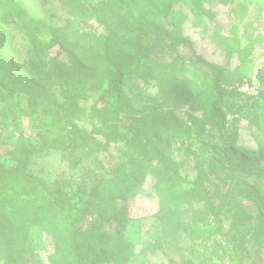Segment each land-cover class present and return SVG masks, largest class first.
Here are the masks:
<instances>
[{
	"label": "rangeland",
	"instance_id": "obj_1",
	"mask_svg": "<svg viewBox=\"0 0 264 264\" xmlns=\"http://www.w3.org/2000/svg\"><path fill=\"white\" fill-rule=\"evenodd\" d=\"M33 1L38 22L0 16L21 66L0 70V196H73L87 183L96 202L74 201L80 229L101 227L94 264H264V0H171L159 18L132 7L143 0ZM121 61L130 65L112 89ZM155 62L184 69L142 84ZM73 76L86 98L63 93ZM240 78L258 98L234 93ZM217 103L224 126L187 133L191 114L202 119ZM159 122L169 123L150 152L160 159L114 192L115 168L140 160L110 132ZM16 228L1 208L0 264H54L55 252L71 261L57 220Z\"/></svg>",
	"mask_w": 264,
	"mask_h": 264
},
{
	"label": "trees",
	"instance_id": "obj_2",
	"mask_svg": "<svg viewBox=\"0 0 264 264\" xmlns=\"http://www.w3.org/2000/svg\"><path fill=\"white\" fill-rule=\"evenodd\" d=\"M247 1V0H246ZM138 11L141 16L145 15L150 18H159L167 14L171 7V0H143L139 3L138 7L132 6ZM9 15L16 18L20 23L27 25L39 21L38 9L33 0H0V16ZM144 57L139 56L137 61H141ZM130 63L127 61L113 62L112 74L110 75V88L114 89L118 86V83L125 72L128 70ZM209 67L215 71L217 77H221V72L218 71L213 65L208 64ZM183 65L177 63L158 64L149 67V74L143 78V83L148 81L164 82L167 83L170 79L176 77L183 72ZM0 70L8 72L10 74H17L21 70V66L17 64L9 52V46L6 41V32L2 24L0 23ZM74 77V76H73ZM69 82L64 84L63 93L65 95H73L75 99L86 98L84 86L79 78H73ZM245 78H240L235 84L234 93L238 95H245L240 92L237 87V83L243 81ZM186 81H184L185 83ZM262 93V92H261ZM259 93V95L261 94ZM259 96L253 97L258 98ZM229 115V114H228ZM226 111H224L220 104H212L206 112L203 113V118L191 114V122L195 124L194 128H188L187 133L197 132L198 135L205 131L220 130L224 125ZM169 123L159 122L152 127H135L128 132H110L112 136L124 138L130 141L134 152L137 155L139 162H133L131 168H127L126 164H120L115 168V176L109 183V186L114 187V192L120 191L123 187H127L133 181L142 179L147 172L148 164L152 163L156 159H160L159 156L150 155V152L157 147L159 140V133L166 131ZM176 125V124H174ZM182 128L183 124L177 125ZM156 158V159H155ZM144 168L140 172V167ZM172 182L173 180H168ZM174 182V181H173ZM104 188V187H103ZM102 188V189H103ZM89 186L87 183L80 184L79 188L73 196H66L62 191H52L46 188L47 194L41 196H35L32 199L21 200L19 197L13 196L9 191L6 195L0 196V209L8 210L12 214L14 213L16 221V229L21 227H27L31 223H47L49 219L57 220L60 225V233L67 245V252L69 264H94L91 260V254L93 248L97 246V242L100 238V225L91 229H80L77 224V218L82 215L84 208L78 204V198L84 200L89 199V204L93 205L96 201L95 197L89 193ZM105 191L103 194H106ZM92 197V198H91ZM35 208V214L30 216L31 210ZM115 217V216H114ZM214 237L213 234H209V237ZM226 243L227 238L223 237ZM228 245L219 244L218 250L223 257L227 251ZM61 254L55 252L52 255L54 264H64V261L60 260ZM11 264H21L20 258L15 257ZM185 264H190L185 262Z\"/></svg>",
	"mask_w": 264,
	"mask_h": 264
},
{
	"label": "built area",
	"instance_id": "obj_3",
	"mask_svg": "<svg viewBox=\"0 0 264 264\" xmlns=\"http://www.w3.org/2000/svg\"><path fill=\"white\" fill-rule=\"evenodd\" d=\"M238 90L244 94L249 95H258L259 91L256 85L252 84V82L249 79H244L243 81L237 83ZM223 244H226V242L223 240Z\"/></svg>",
	"mask_w": 264,
	"mask_h": 264
}]
</instances>
